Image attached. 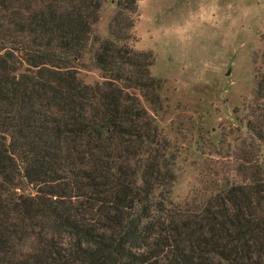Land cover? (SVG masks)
I'll use <instances>...</instances> for the list:
<instances>
[{"label":"trees","instance_id":"1","mask_svg":"<svg viewBox=\"0 0 264 264\" xmlns=\"http://www.w3.org/2000/svg\"><path fill=\"white\" fill-rule=\"evenodd\" d=\"M102 2L0 0V264H264V164L173 201V146L129 92L160 86L155 55L129 50L134 0L93 35ZM88 46L95 85L75 67ZM253 102L252 146L264 71Z\"/></svg>","mask_w":264,"mask_h":264},{"label":"rangeland","instance_id":"2","mask_svg":"<svg viewBox=\"0 0 264 264\" xmlns=\"http://www.w3.org/2000/svg\"><path fill=\"white\" fill-rule=\"evenodd\" d=\"M117 1L103 0L93 35L109 36ZM188 3L157 0L156 25L179 19ZM219 4L227 19L198 30L190 45L167 37L153 42L151 74L160 80L159 87L129 89L173 146L176 179L170 197L176 202L214 191L219 177L239 182L234 170L238 157L257 156L264 164V143L252 146L244 127L255 105L257 73L264 71V0ZM90 50L88 46L75 67L84 83L95 85L103 79Z\"/></svg>","mask_w":264,"mask_h":264},{"label":"clouds","instance_id":"3","mask_svg":"<svg viewBox=\"0 0 264 264\" xmlns=\"http://www.w3.org/2000/svg\"><path fill=\"white\" fill-rule=\"evenodd\" d=\"M157 15V0H134V11L128 25L130 51L137 55L144 54L151 49L154 41L162 37L188 46L198 30L204 26H219L227 19L226 15H221L219 0H189L179 19L173 18L162 26L156 25Z\"/></svg>","mask_w":264,"mask_h":264}]
</instances>
